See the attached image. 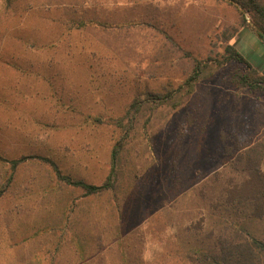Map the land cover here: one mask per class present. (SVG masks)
Segmentation results:
<instances>
[{"label":"rangeland","instance_id":"1","mask_svg":"<svg viewBox=\"0 0 264 264\" xmlns=\"http://www.w3.org/2000/svg\"><path fill=\"white\" fill-rule=\"evenodd\" d=\"M240 22L224 0H0V157L26 159L0 162V264H199L226 221L264 243L263 221L218 201L264 145V93L228 77ZM181 88L177 108L142 103L113 188L59 181L51 162L102 185L131 104Z\"/></svg>","mask_w":264,"mask_h":264},{"label":"trees","instance_id":"2","mask_svg":"<svg viewBox=\"0 0 264 264\" xmlns=\"http://www.w3.org/2000/svg\"><path fill=\"white\" fill-rule=\"evenodd\" d=\"M228 1L231 6H234L240 15V26L250 30L256 38L264 45V0H224ZM250 16L248 22L245 15ZM227 61L233 66V73L228 75L231 83L235 87L245 89L248 92L262 91L264 93V76L261 75L253 66L232 46L228 45L225 48ZM210 63H214L213 59L209 58ZM208 60L198 62L195 66L194 72L188 79V84L198 81L204 74L208 65ZM206 72H210L208 69ZM191 88L192 85H183ZM233 86V85H231ZM233 86V87H234ZM178 89V91L168 92L165 96L148 95L150 99L146 101H135L129 107L126 113L128 123L123 127L122 140L116 144L111 156L112 171L107 180L100 186H93L85 184L82 181L73 180L70 176H63L57 170L55 164L51 162L53 172L60 182L67 185L79 187L83 189L88 195H96L108 191L114 187L116 182V175L113 176V170L119 162V154L123 149V142L128 137V132L134 129L135 117L143 109L142 103L145 102L149 106L167 105L172 108L181 106L184 102L185 91ZM249 151L245 150V154L236 163L241 164V167H234L233 174L235 177L228 178V181L220 188V195L218 201L222 202L221 206L224 211L229 214L232 210L239 211L243 208L246 211L247 220H260L264 222V169L260 163L261 156L264 152V145L257 143L251 147H247ZM258 151V152H257ZM254 155L250 156V155ZM260 154V158L256 159V155ZM26 159L8 161L0 157V162L10 164L12 172L16 170L20 163L25 162ZM116 169V168H115ZM115 172V170H114ZM115 174H117L115 172ZM113 176V180H112ZM11 176L7 185L1 192H4L9 185ZM12 181V180H11ZM2 193H0L1 195ZM223 227L212 248L201 250L195 262L199 264H264V243L256 238L250 237L244 231H238L233 228V224L223 222ZM229 229L230 232L225 230Z\"/></svg>","mask_w":264,"mask_h":264},{"label":"crops","instance_id":"3","mask_svg":"<svg viewBox=\"0 0 264 264\" xmlns=\"http://www.w3.org/2000/svg\"><path fill=\"white\" fill-rule=\"evenodd\" d=\"M237 41V51L264 76V45L246 28L240 31Z\"/></svg>","mask_w":264,"mask_h":264}]
</instances>
